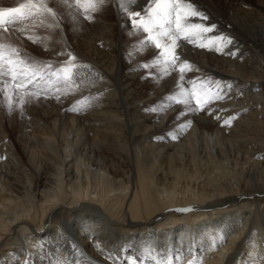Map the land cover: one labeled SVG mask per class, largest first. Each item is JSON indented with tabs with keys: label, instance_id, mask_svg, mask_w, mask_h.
I'll use <instances>...</instances> for the list:
<instances>
[{
	"label": "bare ground",
	"instance_id": "6f19581e",
	"mask_svg": "<svg viewBox=\"0 0 264 264\" xmlns=\"http://www.w3.org/2000/svg\"><path fill=\"white\" fill-rule=\"evenodd\" d=\"M191 2L209 17L191 23L218 27L181 33L175 67L169 38L145 43L118 0L92 21L49 0L60 28L0 27V44L52 63L47 99L9 114L0 94V264H264V0ZM149 6L129 10L147 19ZM221 34L223 51L199 47ZM69 55L80 70L66 86L50 73ZM186 81L202 93L220 82L224 98L189 111Z\"/></svg>",
	"mask_w": 264,
	"mask_h": 264
},
{
	"label": "snow or ice",
	"instance_id": "6c2138e0",
	"mask_svg": "<svg viewBox=\"0 0 264 264\" xmlns=\"http://www.w3.org/2000/svg\"><path fill=\"white\" fill-rule=\"evenodd\" d=\"M108 2L109 0H57V3L60 5L75 8L76 12L79 15H83L88 21L93 20L91 13L100 11ZM136 2L137 0H118V10L126 14V18L129 20L133 29L149 33L145 43L155 42V48L159 49L161 48L159 37L169 38L171 43L165 46V51L162 55L165 57V64H170L172 67H175L176 62L181 60V57L176 52V49L180 47L178 41L181 39V33H184L183 40L193 42L190 38L192 34L203 36L206 33H212L218 27L216 24L191 23L192 17H198L202 21L209 19L191 0H148L150 6L144 9L147 13V19L141 16V12L129 10ZM152 4H154V7L151 6ZM47 17L52 18V23H45V18ZM136 17H140V19H136ZM29 23L32 27H45L49 29H58L61 27L58 13L54 8L49 7V0H25L23 3H18L16 7H0V27L3 28L5 33L9 31L8 26H14L16 24L25 25V28L19 29V31L23 32ZM173 24L175 25L174 28L171 27ZM157 29H161L162 31H157ZM154 31L156 35H152ZM27 38L32 40L33 43H40L39 38L32 36ZM232 43L233 40L231 37L221 34L211 37L208 44L200 43L199 47H208L210 50L223 51L224 48ZM21 53L22 50L20 48L0 44V94L7 101V112L9 114L15 110L12 94L23 92L20 98L21 112L26 103H32L34 100L39 101L41 98H48L45 90L40 87V82L44 80L43 70L45 68L51 69L52 63L39 62ZM228 54L235 55L234 52H229ZM57 55H63V53H57ZM75 60L76 58L74 56L69 55L68 59L63 62L64 66L57 69L56 72L50 73V75L55 76L58 83L63 81L66 86L75 85V77L80 70V66L74 63ZM190 68L191 65L187 61H181V73ZM30 87L33 90L29 91ZM227 87L230 89L231 84L228 83ZM217 88L218 91L215 93L210 95L206 93L208 95L206 103L224 98L221 94L220 82H217ZM9 89H11V93ZM57 99L59 100V97ZM182 103L189 111H198V109L191 105V95L186 96ZM196 103H200L199 98H197ZM2 106L3 102H0V107ZM73 110L79 111V109ZM232 119L230 117L224 120V123L230 124ZM223 239L224 237H221L220 241L223 242ZM214 246L215 240L213 241ZM157 264H173V261L162 258L157 261ZM188 264H202V260L194 257Z\"/></svg>",
	"mask_w": 264,
	"mask_h": 264
},
{
	"label": "rangeland",
	"instance_id": "374dc122",
	"mask_svg": "<svg viewBox=\"0 0 264 264\" xmlns=\"http://www.w3.org/2000/svg\"><path fill=\"white\" fill-rule=\"evenodd\" d=\"M36 28L32 29V26H31V28L28 29V34H30V32H34L36 30ZM69 37L71 38V36H69ZM7 45H9V44H7ZM9 46L20 48L22 50V53H21L22 55L24 53V55H27V56H29L31 58H35V57H32L31 51H29L28 48H22L21 46H19V45L17 46L15 44H10ZM54 70L56 72L57 69H54ZM55 79H56V77H55ZM186 85H187L188 96L191 95V103H192V105L195 108H197V109L199 108L198 110H202L204 107H206L209 104V103L206 104V101L208 100V96L204 94V91H209L212 94V93H214L213 92L214 89L209 88L208 85L206 84V85L202 86V88H203L202 91L204 90L203 93H202L201 90L198 89L195 86L194 82L192 83V82L186 81ZM15 94L16 95L13 94V96H12V98H13L12 101L14 100L13 101V106H16L17 114H19L20 111H21V108H20V98L23 95V92H17ZM197 98H199V100H200V103L199 104L196 103ZM59 101H60V104L61 105H62V103L63 104H69V99H59ZM24 108H26V104L23 106V109Z\"/></svg>",
	"mask_w": 264,
	"mask_h": 264
}]
</instances>
